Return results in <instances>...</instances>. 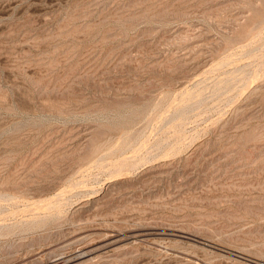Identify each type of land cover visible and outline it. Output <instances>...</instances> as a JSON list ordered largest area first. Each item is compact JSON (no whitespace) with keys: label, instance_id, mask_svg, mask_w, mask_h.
<instances>
[{"label":"rangeland","instance_id":"obj_1","mask_svg":"<svg viewBox=\"0 0 264 264\" xmlns=\"http://www.w3.org/2000/svg\"><path fill=\"white\" fill-rule=\"evenodd\" d=\"M0 264H264V0H0Z\"/></svg>","mask_w":264,"mask_h":264}]
</instances>
